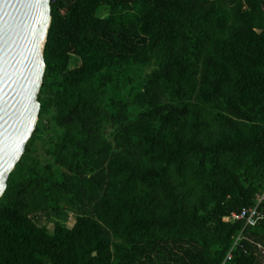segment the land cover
<instances>
[{
    "label": "trees",
    "instance_id": "1",
    "mask_svg": "<svg viewBox=\"0 0 264 264\" xmlns=\"http://www.w3.org/2000/svg\"><path fill=\"white\" fill-rule=\"evenodd\" d=\"M44 60L0 264H264V0H51Z\"/></svg>",
    "mask_w": 264,
    "mask_h": 264
},
{
    "label": "water",
    "instance_id": "2",
    "mask_svg": "<svg viewBox=\"0 0 264 264\" xmlns=\"http://www.w3.org/2000/svg\"><path fill=\"white\" fill-rule=\"evenodd\" d=\"M50 24L51 0H0V198L39 119Z\"/></svg>",
    "mask_w": 264,
    "mask_h": 264
},
{
    "label": "built area",
    "instance_id": "3",
    "mask_svg": "<svg viewBox=\"0 0 264 264\" xmlns=\"http://www.w3.org/2000/svg\"><path fill=\"white\" fill-rule=\"evenodd\" d=\"M257 202L253 207L245 208L241 212H233L231 214V221H243L245 226H254L258 219L264 217L263 210H261V205L264 204V192L257 194L256 196ZM242 235H239L233 245V247L226 254L225 259L222 264L230 261L233 257V249L236 244H238L239 240L242 238ZM260 254L264 257V241L256 244Z\"/></svg>",
    "mask_w": 264,
    "mask_h": 264
},
{
    "label": "rangeland",
    "instance_id": "4",
    "mask_svg": "<svg viewBox=\"0 0 264 264\" xmlns=\"http://www.w3.org/2000/svg\"><path fill=\"white\" fill-rule=\"evenodd\" d=\"M78 64H79V61H78L77 59H74L73 62H72L71 67L77 66ZM47 222H48V221H47L45 218H42V220H41V223H42V224H45V223H47ZM73 222H74V216L71 214V215L69 216L68 221H67V225L70 227V226L73 224ZM48 227H49L50 229H52V223H48Z\"/></svg>",
    "mask_w": 264,
    "mask_h": 264
}]
</instances>
